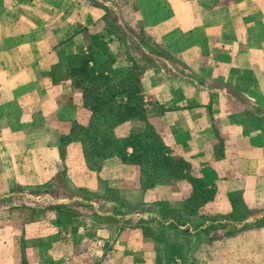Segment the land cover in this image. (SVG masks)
Segmentation results:
<instances>
[{"label":"crops","instance_id":"0c3cea01","mask_svg":"<svg viewBox=\"0 0 264 264\" xmlns=\"http://www.w3.org/2000/svg\"><path fill=\"white\" fill-rule=\"evenodd\" d=\"M60 1L45 2L52 5L46 10L49 16L65 15ZM234 1L187 0L189 9L181 11L189 16L187 22L165 20L164 27L153 29L179 64L153 57L158 65L147 69L140 79L149 106L148 122L171 155L188 161L192 173L205 183L221 184L214 210L219 203L231 207L225 193L236 190L231 182L236 175L244 179L241 194L245 203L264 206V0L257 9L238 8ZM11 4L12 0H0V177L8 190L34 183L54 171L55 161L60 160L61 137L70 133L73 123L87 125L91 118L89 109L73 100L76 94L71 89L69 96L57 89L49 57V52L60 46L67 47L68 53L75 52L70 48L85 23L75 26L71 21L63 22L44 37L23 39L6 28L13 12L19 11L12 12ZM89 12L100 15L94 7ZM17 37L20 39L13 41ZM125 124L117 127L118 137L124 136L117 131ZM65 150L72 163H84L79 141L68 142ZM114 160L109 158L111 168L114 165L130 173L129 183L118 192L117 201L123 205L145 204L157 209V203L163 202L169 209H179L191 195L187 179L162 176L145 188L138 165ZM104 167L108 177L109 166ZM87 171L85 176L97 182L101 173ZM254 195L261 199L255 201ZM100 200L109 205L119 203ZM171 221H161L156 210L135 213V228L128 226L118 233L117 247L122 255L118 264H167V245L145 234L142 224L157 230ZM213 242L214 246L219 244ZM204 248L194 249L196 262Z\"/></svg>","mask_w":264,"mask_h":264},{"label":"rangeland","instance_id":"374dc122","mask_svg":"<svg viewBox=\"0 0 264 264\" xmlns=\"http://www.w3.org/2000/svg\"><path fill=\"white\" fill-rule=\"evenodd\" d=\"M46 1L12 0L11 11H19L13 12L6 28L9 26L7 29L10 33L20 34L23 39H32L44 37L51 33L52 28L62 26L63 22L71 21L75 26L85 23L76 33L74 49L72 46L70 48V51L75 52L68 53V48L62 46L49 52L53 82L57 89L67 95L71 89L76 94L73 99L75 102L82 104L80 92L74 88L72 80L66 77L68 57L85 52L95 38L105 42L106 52L114 60L112 67L130 71L131 75L139 79V83L147 69L158 65L153 57H164L179 64L153 29L164 27L165 20L187 22L189 16L182 14L190 7L186 4L187 0H71L70 3L61 0L60 11L65 12V15L54 17L46 13L47 8L52 6H48ZM224 1L228 0H217L219 3ZM259 2L237 0L234 4L241 9L249 6L257 9ZM67 6L70 7L65 10ZM91 7L100 11L98 17L89 12ZM251 18L254 20L255 16ZM255 22H259V19L256 18ZM19 39L13 38V41ZM143 102L146 111L149 106L144 96ZM124 123L127 124L117 131L118 134L124 133L122 137L116 134L119 125L113 128L115 139L129 137V142L130 135L144 130L141 122ZM73 131L74 123L70 133L61 137L60 160L55 161L53 172L43 175L34 183L11 190L7 189V183L0 177V264H118L122 258L117 247L118 233L125 231L128 226L135 228V213L138 211H158L159 203L156 209L145 204L123 205L117 201L119 189L129 183L130 173L120 171L114 165V169L111 168L109 158L129 163L122 158V154L95 155L88 150L89 144L80 142L84 163H72L65 145L74 141ZM155 132L161 139L159 133ZM84 151L87 152V158ZM1 164L0 160V170ZM105 165L109 166L108 177L103 170ZM87 170L101 173L97 182L85 176V173L89 174ZM231 182L236 190L225 193L231 207L219 203V206H215L216 210L213 209V201L221 184L212 182L204 187L213 191L212 197L202 203L199 201L197 209L189 212L183 207L184 201L181 208L169 213L174 220L167 227L154 230L142 224V229H149L148 235L167 245V264H264V206L250 207L245 203L241 194L244 185L241 175L232 177ZM100 198L119 203L109 205ZM260 199V196L255 197V201ZM181 209L183 212L180 213ZM175 221L179 225L171 228ZM213 240L219 244L214 246ZM200 245H204L205 250L197 256L200 261L196 262L194 249Z\"/></svg>","mask_w":264,"mask_h":264},{"label":"trees","instance_id":"16d2710c","mask_svg":"<svg viewBox=\"0 0 264 264\" xmlns=\"http://www.w3.org/2000/svg\"><path fill=\"white\" fill-rule=\"evenodd\" d=\"M68 58L66 77L80 92L82 105L91 112L86 127L74 123V141L89 144L88 150L95 155L122 154L125 161L140 167L141 184L145 187L151 186L154 179L162 176L190 180L192 192L183 206L189 212L198 208L199 201L202 203L212 197L213 191L204 188L208 186L207 183L192 173L190 163L171 155L170 149L159 138L148 122L139 79L130 71L112 67L114 60L106 52L103 40L95 38L85 52ZM126 121L144 124V130L130 135L129 142V137L118 140L113 134V128ZM128 147L132 149L131 153H128ZM84 153L87 158V152ZM159 204L161 221L172 218L169 213L174 209H169L166 203ZM178 225L175 221L170 227ZM143 232L148 235L149 229L145 227Z\"/></svg>","mask_w":264,"mask_h":264}]
</instances>
